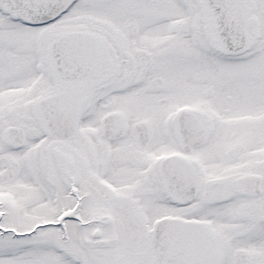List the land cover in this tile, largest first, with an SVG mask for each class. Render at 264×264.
<instances>
[{"label":"snow or ice","instance_id":"6c2138e0","mask_svg":"<svg viewBox=\"0 0 264 264\" xmlns=\"http://www.w3.org/2000/svg\"><path fill=\"white\" fill-rule=\"evenodd\" d=\"M0 264H264V0H0Z\"/></svg>","mask_w":264,"mask_h":264}]
</instances>
